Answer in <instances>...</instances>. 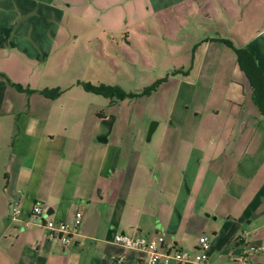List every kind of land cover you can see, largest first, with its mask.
I'll list each match as a JSON object with an SVG mask.
<instances>
[{
  "label": "crops",
  "instance_id": "crops-1",
  "mask_svg": "<svg viewBox=\"0 0 264 264\" xmlns=\"http://www.w3.org/2000/svg\"><path fill=\"white\" fill-rule=\"evenodd\" d=\"M21 1L32 12L76 7L102 18L119 15L127 0ZM147 1L156 14L167 11L166 22L180 24L173 39L190 29L197 36L193 59L164 81L178 83L165 124L150 128L149 140L162 125L159 142L138 141L133 116L123 115V104L134 98L65 104L59 102L79 83L51 100L32 84L24 85L36 91L28 95L0 77V264H140L145 253L113 240L149 233L165 248L192 252L201 236L209 237L211 264H235L259 247L247 264H264V116L235 53L218 41L248 49L264 71V0ZM30 26L0 19V57L11 48L36 61L52 57L61 27L32 39L22 30ZM132 61L113 59L119 72L122 65L132 70ZM0 73L8 76L1 63ZM180 99L189 103L178 111ZM141 123L139 130L146 119ZM36 204L42 218L33 215ZM76 213L81 226L67 249L49 238L42 221L72 223Z\"/></svg>",
  "mask_w": 264,
  "mask_h": 264
},
{
  "label": "rangeland",
  "instance_id": "rangeland-1",
  "mask_svg": "<svg viewBox=\"0 0 264 264\" xmlns=\"http://www.w3.org/2000/svg\"><path fill=\"white\" fill-rule=\"evenodd\" d=\"M63 1L65 0H59V2ZM24 4L26 2L21 0H0V19L28 22L31 25L30 29L22 30L29 38L45 37L47 33L54 36L59 26L61 29L57 38L58 44L49 60L28 59L12 48L6 51L9 55L5 60L0 57V63L7 70L8 78L23 87L28 84H32L31 86L37 89L59 87L64 92L68 86L79 82H91L95 85H117L126 93L140 94L145 88L167 79L170 75H174V72L181 71L182 65L189 64L197 53L191 45V41L197 36L188 33L191 29L173 39L176 30L180 31V24L175 25L172 18L166 22L167 11L156 14L151 8L148 9L147 0H127L119 15L102 18L95 10L85 12L83 8L75 7L72 11L62 14V12H47L40 7L32 12L28 8L24 9ZM174 11L178 17L181 15V9L176 8ZM93 21L104 26L105 31L88 24ZM14 30L21 29L14 28ZM167 30H170V33ZM17 36L19 37V34H16ZM12 37L15 38L13 32ZM55 54L57 57H54ZM116 56L123 62L133 60L132 70L126 72L122 65L124 70L119 72L113 63ZM234 59L236 61L235 55ZM186 70L190 69L187 67ZM177 83V81H172L170 84L163 82L160 88L149 95L128 99L123 104L125 112L123 115L133 116L131 128L135 134H139L138 141H160L162 125L166 122L169 110L175 107L174 91ZM82 96H87V99ZM91 98H99L102 103L95 102L99 106L108 103V100L99 95L84 92L81 86L72 87V91L59 103L76 102L86 105L92 102ZM188 103L189 101L180 99L176 109L180 111ZM193 108L195 105L190 107L191 110ZM140 116L144 117L143 120L146 119L143 130H139V124H143ZM159 121L162 122L160 129L156 130L149 140L151 126ZM132 139L128 137L126 140Z\"/></svg>",
  "mask_w": 264,
  "mask_h": 264
},
{
  "label": "built area",
  "instance_id": "built-area-1",
  "mask_svg": "<svg viewBox=\"0 0 264 264\" xmlns=\"http://www.w3.org/2000/svg\"><path fill=\"white\" fill-rule=\"evenodd\" d=\"M20 210L12 212L13 218L19 215ZM44 209L36 204L33 207V215L36 218L43 217ZM82 215L76 213L72 223L57 222L51 219L42 221V226L47 230L49 238H57L62 245L69 249L74 245L75 237L81 226ZM113 243L122 248L141 251L145 253L146 260L140 264H211L209 260L210 244L207 237L201 236L195 251L178 248H165L162 239L157 234L135 236L132 234H118ZM250 252L260 253L259 247H252ZM250 252H246L235 264H247Z\"/></svg>",
  "mask_w": 264,
  "mask_h": 264
},
{
  "label": "trees",
  "instance_id": "trees-1",
  "mask_svg": "<svg viewBox=\"0 0 264 264\" xmlns=\"http://www.w3.org/2000/svg\"><path fill=\"white\" fill-rule=\"evenodd\" d=\"M222 44H224L228 49L232 50L235 53L237 63L240 69L243 71L245 77L249 81L252 93V100L254 104L258 107L259 112L264 116V71L261 66L258 64L252 53L244 48L237 47L228 39H220L218 40ZM0 77L5 79L8 83V86L15 89L18 92H26V94H33L36 91L27 89L23 87L21 84H17L12 82L6 74L0 73ZM165 80H160L155 84L145 88L142 93H126L117 85H106V84H93L91 82H79L82 89L87 93L96 94L102 96L107 99L117 98L118 100H125L128 98H138L142 96L149 95L152 91H156L157 88L164 82ZM45 98L56 100L62 94L63 90L59 87L53 89H42L38 91Z\"/></svg>",
  "mask_w": 264,
  "mask_h": 264
},
{
  "label": "water",
  "instance_id": "water-1",
  "mask_svg": "<svg viewBox=\"0 0 264 264\" xmlns=\"http://www.w3.org/2000/svg\"><path fill=\"white\" fill-rule=\"evenodd\" d=\"M151 132V131H150Z\"/></svg>",
  "mask_w": 264,
  "mask_h": 264
}]
</instances>
